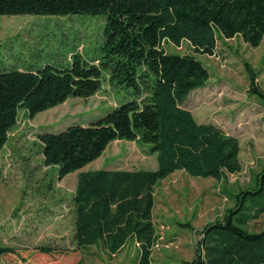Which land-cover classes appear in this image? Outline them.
Wrapping results in <instances>:
<instances>
[{
	"label": "trees",
	"instance_id": "obj_1",
	"mask_svg": "<svg viewBox=\"0 0 264 264\" xmlns=\"http://www.w3.org/2000/svg\"><path fill=\"white\" fill-rule=\"evenodd\" d=\"M75 13H105L99 57L84 60L74 54L64 69H0V180L1 151L19 110L34 118L68 97L94 95L103 80L129 91L131 100L97 120L38 132L37 138L44 165L55 166L59 178L95 160L113 140L150 145L155 170L80 171L70 204L76 249L95 246L113 256L133 241L134 264H152L158 240L152 220L156 182L175 170L223 181L242 169L238 138L213 123L198 122L186 107L190 93L207 84V67L194 54L168 52L164 42L180 45L186 40L194 53L209 55L217 39L238 36L256 47L264 38V0H0V15ZM246 66L249 93L264 108V90ZM224 195L232 206L203 228L188 264H264V226L247 228L264 212V164L250 173L246 187ZM11 250L0 245V256ZM56 250L40 245L29 261L50 263Z\"/></svg>",
	"mask_w": 264,
	"mask_h": 264
},
{
	"label": "rangeland",
	"instance_id": "obj_2",
	"mask_svg": "<svg viewBox=\"0 0 264 264\" xmlns=\"http://www.w3.org/2000/svg\"><path fill=\"white\" fill-rule=\"evenodd\" d=\"M105 23V13L1 14L0 69L36 71L45 65L64 69L77 53L84 60H93L101 53ZM164 48L194 54L204 63L210 77L205 86L189 95L186 107L198 122L219 126L237 137L240 145L242 169L228 175L227 180L175 170L154 186L158 240L152 264H188L195 255L203 226L221 218L232 206L224 191L246 187L250 173L260 171L264 164V108L249 93L246 66L247 63L254 70L256 83L264 90V38L256 47L238 36L217 39L212 55L194 53L186 40L180 45L164 42ZM103 81L94 95L68 97L34 118L19 110L1 151L0 245L12 250L0 264H34L29 254L43 244L57 248L52 264H134L137 246L132 243L113 256L95 246L76 249L71 241L74 227L70 198L80 171L155 170L156 153L148 152L150 145L113 140L98 158L59 178L55 166L44 165L37 138L38 132L86 125L133 98L129 91L117 90ZM263 226L264 212L250 220L247 228L259 231Z\"/></svg>",
	"mask_w": 264,
	"mask_h": 264
},
{
	"label": "crops",
	"instance_id": "obj_3",
	"mask_svg": "<svg viewBox=\"0 0 264 264\" xmlns=\"http://www.w3.org/2000/svg\"><path fill=\"white\" fill-rule=\"evenodd\" d=\"M192 92H193V91H192ZM192 92H191V93H192ZM191 93H190V94H191ZM109 144H110V143H109ZM107 146H108V145H107ZM104 150H105V149H104ZM97 158H98V157H97ZM104 169H109V168H104ZM110 170H111V169H110ZM128 170H129V169H128ZM131 170H132V169H131ZM133 170H136V169H133ZM167 176H168V175H167ZM213 179H214V178H213ZM154 204H155V193H154ZM154 204H153V208H152V220H153V222H154V215H153V213H154V211H153V210H154ZM214 221H215V220H213V221H211V222H209V223H212V222H214ZM154 223H155V222H154ZM209 223H206V224L203 226V228H204L206 225H208ZM202 230H203V229H202ZM71 241H72V240H71ZM72 243H73V242H72ZM128 243H132V244H135V246H137L136 243H134L133 241H128V242L125 243V246H123V248H121L118 252H120L121 250H123V249L128 245ZM73 244H74V243H73ZM54 247H55V246H54ZM89 247H91V246H89ZM55 248H56V247H55ZM87 248H88V247H87ZM56 249H57V248H56ZM136 251H137V247H136ZM118 252H117V253H118ZM117 253H116V254H117ZM135 254H136V253H135ZM3 256L6 257V255L3 254V255L0 256V260L3 258Z\"/></svg>",
	"mask_w": 264,
	"mask_h": 264
}]
</instances>
